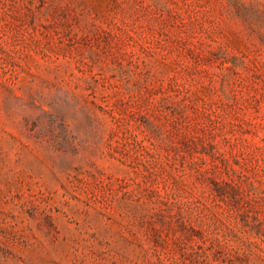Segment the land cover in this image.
Returning a JSON list of instances; mask_svg holds the SVG:
<instances>
[{"label": "rangeland", "instance_id": "rangeland-1", "mask_svg": "<svg viewBox=\"0 0 264 264\" xmlns=\"http://www.w3.org/2000/svg\"><path fill=\"white\" fill-rule=\"evenodd\" d=\"M0 264H264V0H0Z\"/></svg>", "mask_w": 264, "mask_h": 264}]
</instances>
